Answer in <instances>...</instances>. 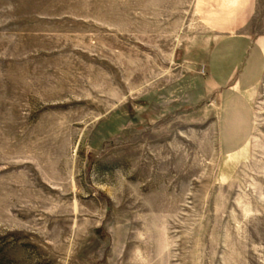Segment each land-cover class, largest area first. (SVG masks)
<instances>
[{"label":"rangeland","instance_id":"1","mask_svg":"<svg viewBox=\"0 0 264 264\" xmlns=\"http://www.w3.org/2000/svg\"><path fill=\"white\" fill-rule=\"evenodd\" d=\"M0 264H264V0H0Z\"/></svg>","mask_w":264,"mask_h":264},{"label":"crops","instance_id":"2","mask_svg":"<svg viewBox=\"0 0 264 264\" xmlns=\"http://www.w3.org/2000/svg\"><path fill=\"white\" fill-rule=\"evenodd\" d=\"M262 48V47H261ZM253 55V57L251 58L250 56ZM255 53H249L248 51L245 52L244 57L247 59H245L246 61V65L244 69H237L236 66L233 70H239V73H243V75L246 76V78L250 79L249 83H247V85L243 86L240 89H235L237 87V85L239 84V81L234 82L232 84H230L227 88V97H226V101H232L235 102V97H237L239 94H246L248 90L251 89L252 85L254 83H256V81H258L259 77L262 74V64H260L255 56ZM250 57V60H248ZM260 61V60H259ZM262 63V61H261ZM240 64L242 65L243 63ZM244 66V65H242ZM241 70H243L244 72H242ZM240 73V74H241Z\"/></svg>","mask_w":264,"mask_h":264}]
</instances>
